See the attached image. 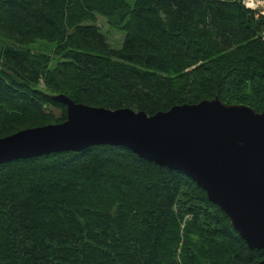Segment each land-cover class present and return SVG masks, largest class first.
<instances>
[{
	"label": "trees",
	"instance_id": "obj_1",
	"mask_svg": "<svg viewBox=\"0 0 264 264\" xmlns=\"http://www.w3.org/2000/svg\"><path fill=\"white\" fill-rule=\"evenodd\" d=\"M98 16L124 33L119 47ZM59 93L148 115L215 96L261 112L264 15L239 0H0V137L64 121ZM262 258L191 178L125 147L0 164V264Z\"/></svg>",
	"mask_w": 264,
	"mask_h": 264
},
{
	"label": "water",
	"instance_id": "obj_2",
	"mask_svg": "<svg viewBox=\"0 0 264 264\" xmlns=\"http://www.w3.org/2000/svg\"><path fill=\"white\" fill-rule=\"evenodd\" d=\"M50 98L65 105L66 119L0 137V164L93 145L125 147L191 178L247 246L262 251L264 264V110L215 96L148 115L75 102L63 93Z\"/></svg>",
	"mask_w": 264,
	"mask_h": 264
},
{
	"label": "rangeland",
	"instance_id": "obj_3",
	"mask_svg": "<svg viewBox=\"0 0 264 264\" xmlns=\"http://www.w3.org/2000/svg\"><path fill=\"white\" fill-rule=\"evenodd\" d=\"M127 1L130 3L133 2V0H127ZM96 24L100 26L101 30L106 35L108 42L111 44L112 47H119L121 45L122 39L124 37V33L121 30L110 26L106 22V19L102 16H98ZM53 46H54L53 42H49L46 40H37L32 44V46L29 47L33 50H42L44 52L50 53L51 48Z\"/></svg>",
	"mask_w": 264,
	"mask_h": 264
},
{
	"label": "built area",
	"instance_id": "obj_4",
	"mask_svg": "<svg viewBox=\"0 0 264 264\" xmlns=\"http://www.w3.org/2000/svg\"><path fill=\"white\" fill-rule=\"evenodd\" d=\"M246 8L264 15V0H239Z\"/></svg>",
	"mask_w": 264,
	"mask_h": 264
}]
</instances>
